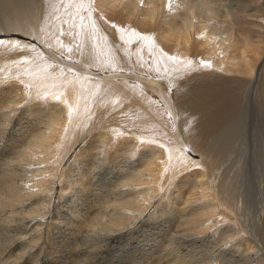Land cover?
Masks as SVG:
<instances>
[{
    "label": "bare ground",
    "instance_id": "obj_1",
    "mask_svg": "<svg viewBox=\"0 0 264 264\" xmlns=\"http://www.w3.org/2000/svg\"><path fill=\"white\" fill-rule=\"evenodd\" d=\"M0 1V12H3L0 16V264H125L126 245L132 250L142 251L145 263L139 264H212L211 260H195L196 255H188L187 263L180 255H173L181 251V245L195 247L200 243L202 251L207 249L206 243L212 244L208 255L215 257L218 264H236V259L234 263L226 259L228 247L223 248L219 243L221 236V239L228 240V244L235 243L239 238L240 242L236 243L239 248L246 246L248 251L251 248L261 250L260 243L264 244L263 167L258 172L261 175L255 176L252 189L249 188L247 195L252 199L246 210H242L243 198L235 193L240 176L237 162L229 169L231 162L226 161L229 163L226 164L229 165L228 170L223 167L227 173L214 163L220 146L225 143L222 137L231 123L226 119L227 114H220L221 110L235 108V115L238 112L236 97H226L227 94L225 97L222 94L218 97H197L196 94L188 97L191 94L188 83L192 78L184 80L189 89L185 97H175V92L171 97L165 91L175 89L173 81L168 88L162 82H148L143 90L121 87L117 93L125 91V95L116 98L120 102L131 98L139 100L144 110L143 125L130 133L116 135L96 128L89 129L91 113H88L99 98L95 95L106 86V82L102 84L103 75L107 79L109 77L105 72L109 65L105 62L110 63L113 58L106 46V32L98 30L96 36L89 38L91 45L96 41L100 52H95V59L93 56L90 58L92 64H73L67 57L72 53H60V48L64 50L63 45L55 49L53 33L59 32L60 23H63L62 41L77 38L74 51L81 50L88 57L92 54L80 33L88 16L87 11H83L81 0ZM207 1L212 0H87L98 20L105 22L102 18L106 17L111 22L116 35L132 38L133 33L142 32L143 45L147 49L148 43L159 53L160 59L175 69L179 68L172 74L176 80L181 77L185 66L187 70L190 67L192 70L204 60L211 62L218 71L222 68L224 80L233 81L235 74L228 72L232 74L233 68L237 67L242 69L238 65L244 55L238 56L239 51H236L232 37L244 34L245 26H248L250 33L256 27L258 30L264 28V0H253V4L244 9V17L240 10L242 8L238 7L239 12L234 9V0H222L220 8L232 10V17L237 20V23L234 20L225 27L224 33L229 37V43L226 45L227 40L222 42V50L209 45L211 38H208L210 34L207 32L212 26L206 23L214 16L217 18L218 14L214 8H206ZM207 3V6L211 4ZM36 4L46 5L47 9L38 11L34 7ZM58 8L63 17L58 19L56 16L55 19ZM197 18L200 21L204 19L206 23L194 21ZM71 22L72 32L69 29ZM107 28L112 31L109 26ZM251 46L250 42L246 43L249 50ZM132 47L138 49V44ZM202 51L208 57L198 60V53L202 54ZM102 54L107 55L105 60ZM45 57L55 59L54 63L43 60ZM246 59V56L243 57L245 63L242 66L247 76L244 75V79L240 77L241 83H238L241 86L237 87L238 90L246 87L250 93L247 98L256 132L253 140L258 145H264V57L255 65L251 59L252 63L249 58L248 61ZM78 68L84 71L81 75L85 80L82 77L71 78V72ZM26 74L33 76L27 78ZM197 74L213 79L205 72ZM217 75L220 77L219 73ZM90 76L97 79L93 80ZM111 82L118 85L115 81ZM93 94L94 97H90ZM152 100H164L179 118L187 117V130L163 126L161 116L151 108ZM23 102L27 103L22 106ZM244 106L243 100L241 112ZM109 116L111 113L103 111L99 121L105 122ZM25 120L28 121L26 124H32L31 127H25ZM74 125L86 128L89 137L92 135L90 141L99 142L100 146L98 151L90 148L81 150L86 155L81 156L79 152L75 160L82 167L78 170L75 167V172L66 175L63 169L65 160L56 156L63 145L66 129ZM114 143L120 146L117 152ZM247 156L242 160L243 172L246 170ZM260 157H263L261 164L264 166V149ZM98 159L102 162L98 163ZM91 161L99 165L94 172H91ZM106 165L107 168L104 167ZM108 174L111 176L105 178ZM91 176L97 177V188H89L93 197L80 200L69 191L71 188L67 184L71 182L70 178L76 183L72 189L80 192V189L83 190L81 185L89 183ZM101 183L112 185V189L102 190ZM194 185L201 186L202 194L184 200L188 196L187 188ZM166 188L171 195L177 194L172 199L171 216L168 218L171 223L160 219L153 224L155 218L148 215V219L147 214L160 206L157 197ZM41 195L46 196L47 200H41ZM233 196L236 199L230 200ZM254 203L258 210L255 221L249 216V205ZM48 222L54 240L49 235V250L46 252L41 232ZM177 223L185 224L183 227L189 238L186 234L173 235L179 226ZM213 228L217 232H209ZM140 229L143 233L136 240L130 239ZM255 254L259 255L256 251Z\"/></svg>",
    "mask_w": 264,
    "mask_h": 264
},
{
    "label": "rangeland",
    "instance_id": "obj_2",
    "mask_svg": "<svg viewBox=\"0 0 264 264\" xmlns=\"http://www.w3.org/2000/svg\"><path fill=\"white\" fill-rule=\"evenodd\" d=\"M66 1L70 2V0H66ZM168 1L170 2L171 0H168ZM212 1H207V2L211 3L208 6H207L208 3L206 2V4H205L206 8H208V7L214 8L215 12H217V14H218V17L216 18V16H214L215 20H214V18L208 19V21H209L208 23H206L205 21L203 22L204 19L202 21H200L201 19H199V18H197L194 21L199 22V23L202 22L201 24L206 23V24L212 26L209 28L210 32H207L210 34V36L208 38H211V41H212V42L210 41L209 45L215 46L217 49L220 48L222 50L224 48V45H223L224 43H222V42L227 40L226 45L229 43V41H228L229 37H227L226 34L224 33V29H226L227 26H229V24L233 23L234 20H235V23H237L236 22L237 20L232 17L233 16L232 10L230 11L229 8H224V9L220 8L221 3H223L222 0L221 1L220 0H212ZM251 1H252V3H251ZM255 1L257 2V0H255ZM62 3H63V1H62ZM0 4H2L1 1H0ZM252 4H253V0H234V6H235L234 9H236L237 12H239V8H242L240 10L242 11V17H244L246 15V10L244 11V9H247ZM81 5L83 7V11H85V10L87 11L88 16L85 20V23L83 24V27H82V30L80 33L84 36V41L87 44V48L91 49L92 54L88 57L81 50L79 52L74 51L77 38H72V41H69V40L62 41L61 35H62L63 23H60L61 24V30L59 32H54L53 36L55 37V42H56L55 49H57V48H59V46L61 47L63 45L64 50H62L60 48L59 49L60 53L62 52L61 53L62 55L64 53H72V54H68L67 57L70 58V60L72 61L73 64H78L79 62H85V63L92 64L93 60L90 61V58L93 56L95 59V52L96 51L99 52V50L96 46V44H97L96 41L94 42L93 45H91L89 42V38L92 35L96 36L98 30H102V31H104V33L106 32L105 33L106 46H107L109 52H112L113 58H112V61L110 63L105 62V64L109 65L108 69L105 70V72L108 73L109 77L107 79V77L105 75H103L102 84L104 82H106V86H104V89H102L97 95L93 94L90 96V97H94V95H95V97H99V98H98V100L94 101V103H93L94 108L90 109V112L88 113V115L91 113V115L88 119L89 129L96 128V129L104 131L110 135H116L118 133H130L136 127L143 125V123H144V116H143L144 110L141 107V102L135 98H131L129 101H126V102H120V100L118 98H116V97H119L121 94L123 96L125 95V91H121V92L117 93V89L121 88V87H127V88L138 87L140 90H143V88L146 87L148 82H151L152 84H155L157 82H162L164 84V86L166 88H168L172 85V81H173V83H175V89L165 90L167 93H169V95L171 97H173L174 92H175V97H185L186 90H187V93L189 91L188 88L191 89L190 90L191 94H189L188 97H192L193 95L195 96V94L197 97L198 96L199 97H202V96L203 97H209V96L210 97L211 96L218 97V95H221V94H222V97H223V95L225 97L226 94H227L226 97H236V101H237V105H238V112L235 115L233 114L234 110L236 111L235 108H233V109L229 108L230 110L228 109L226 111L221 110L220 114H224V115L227 114L225 116L228 118H226L224 115L223 116L221 115V116L226 118V119H229L230 121H228V122H231L233 124L230 123L228 131L225 130L226 135L224 134L222 137V142H225V143H223V146H220V148H219L220 151L218 150V154L216 156V161H214V163L216 164L215 165L216 167H218L217 165H220V167L224 166L228 170L227 167L229 165H230V167H229V169H230V168H232L231 166H233L235 164L234 162H237V168L239 170L240 176L237 180L238 185L236 187L235 193H236V196L241 194V197L243 198V201H244V206H241V208H242V210H246V206L248 205V202L252 199L251 196H248L247 194L252 189V186L255 183V179H256L255 176L258 174L259 169H261L263 167L262 169L264 170V166H263V164H261V163H263V157L262 158L260 157V156H262L263 149H264V148H261V146L264 147V145H260V143L258 145L255 142V140H253L256 132H254V129L252 126V119H251L252 113H251V110L249 107V100L247 98V97H250V93H248V90L246 89V87L241 88L240 90H238V87L241 86V85H239L241 83V81H240L241 78L244 79V78H246L245 76H247V75H245L246 69L243 70V66L245 63V61L243 60V57L246 56L247 59L249 58L248 59L249 61L251 59V61L253 63L251 61L250 62L253 65H255L256 63L259 64L264 57V28L262 27L261 30H258L259 28L256 27V28H254V31L253 32L251 31V33H250L248 30V26H245L244 31L247 32V34L244 32V34H241V36L239 35V37H242L240 39H242L243 41L239 40L238 36L232 37V41L233 42L235 41L234 44L236 46V51H239L238 56L244 55L243 57H241V60L243 63L241 62V64L239 63V65H238V66H241L242 69L239 70L240 68L238 69V67H237V68H233L232 74H231V72H228L230 75L235 74L234 75L235 80H233V81L232 80H230V81L224 80V77L222 76L224 73L223 72L224 70H222V68H221L222 71L221 70L218 71L217 68L212 66L211 62H209V61L205 62L204 60H203V63L200 65L201 67L198 66L197 68L192 69V70H191V67H190V69L187 70V66H185L181 71V77L178 80H176L172 74L177 72L179 70V68L175 69L174 67L169 66V64L164 59H160L159 53L157 51L153 50L150 47V45L146 42L148 45V49H147V47L145 45H143V35L141 34L142 32L140 33V31L137 29L139 31L138 34L133 33L132 38H129L126 36L124 37L121 34L116 35L113 27L111 26V22L109 20H107L106 17L102 18L105 22L98 20L97 15L95 14L94 10L91 8V6L87 2V0H81ZM140 6L141 7L143 6V2L140 3ZM34 7L38 11L40 9L41 12H44L47 9V8H45L46 5L44 7L43 4H40V6L36 4V6H34ZM43 8H44V10H43ZM78 8L76 10H78ZM59 13H60V9L58 8V15L55 14V19H56V16H58V19L63 17V14L60 15ZM2 14H3V12L1 10L0 16H2ZM200 18H204V17H200ZM221 19H223V21ZM227 19L228 20L232 19V20L228 21ZM75 25H76V23H75ZM107 26H109L112 31H110L107 28ZM66 28H67V26H66ZM69 29H70V32H72L73 22L70 23ZM66 34H68V32H66ZM56 40L58 41V43ZM249 42H250V44H252V46H251L252 49H250V50H249V48L246 47V43L248 44ZM134 44H138V49H133L132 45H134ZM231 44H232V42H231ZM209 45L207 44L206 47H208ZM206 47L204 50H206ZM240 48L243 50H241ZM201 50L202 49L200 48V51ZM191 53L194 54V52H191ZM220 53H221V51L219 50L218 54L220 55ZM192 54L190 55L191 58L194 57V55H192ZM102 56L105 60L107 55L102 54ZM197 57H198V60H201L200 58L206 59V57H208V56L205 54V52L202 51V54H201V52L198 53ZM43 60H46L50 63H54V61H55V59H50V58H46V57L43 58ZM64 62L68 63L66 60H64ZM242 64H243V66H242ZM70 66H72V65H70ZM193 66H194V64H193ZM235 69H237V71H234ZM83 72H84L83 70L78 68V69L71 72V78L76 79L78 77H82L85 80V77L83 75H81ZM204 72L208 73V75L210 77H212L213 79L212 80L207 79V78H205L206 76H204V75L196 76L197 73L202 74ZM239 72H241L243 74V76L241 73H240V75H238ZM218 73H219L220 77H218V75H217ZM197 75H199V74H197ZM32 76H33L32 74H26L25 75V77H27V78H31ZM203 77L205 79H202ZM90 78H92L93 80L97 79L96 77H92V76H90ZM186 78H188V80L192 78V81L188 83V85H189L188 88H187V84L184 82V80H186ZM197 78H198V80H196ZM216 78H217V80H216ZM203 80H205V81H203ZM111 81L117 82L118 85L114 84ZM238 82H240V83H238ZM208 83H209V85H208ZM205 86L207 87V90L205 89L206 88ZM231 87H234V88L232 89ZM235 87H237V89ZM194 88H196V89H194ZM234 89H236V90H234ZM231 91H234V92H231ZM78 92L80 93V89H78ZM205 93H206V95H204ZM110 97H115V98H110ZM219 97H221V96H219ZM243 100H244L245 106L241 112L240 107L243 106ZM26 103L27 102H23L21 105L24 106ZM151 108L161 116L163 126L171 128V129H183V131L187 130V126H188L187 117H184L183 119L179 118L177 116L176 112L172 111L169 108L168 104L164 100H152ZM103 111H107L108 113H111V116H109L105 122H100L99 117ZM34 114H37V113H34ZM232 115H234L235 117H232ZM239 116L241 118H239ZM230 118H232V119H230ZM226 119H224V120L226 121ZM24 122H25L26 128L31 127L32 124H30V123L26 124V122H28L27 120H25ZM3 125H4V123L2 122V126ZM196 129H197V127H196ZM85 131H86V128L84 129V127L75 126V125L70 127V128L68 127L66 129L63 145L60 148L59 154L56 156L59 159L65 160L63 169H65L66 175L69 172L70 173H73V171L75 172L76 171L75 167H77V170H78V168L82 167L81 165L76 164L77 160H75V158L79 152L81 153V156L86 155L85 151L81 152V150L90 148L91 150L95 149L98 151V149H99V146H100L99 142L90 141L92 139L91 138L92 135L90 134V137H89V134L86 133ZM259 131H260V128H259ZM68 133L71 135H69ZM77 133H78V135H77ZM85 133H86V135H85ZM218 140H221V139H218ZM218 140H217V142H218ZM212 141L213 140H211V143H212ZM111 142H116V140H112ZM114 144L116 145L115 152H117L119 150L120 146L117 143H114ZM252 147H253V149H252ZM246 154H248L247 162H246V170H244V172H243L242 160L245 159ZM81 156L79 158H81ZM237 158H239V159H237ZM259 160H261V161L259 162ZM92 161L90 163V168H92L91 172H94V169L99 166L98 163H101L102 161H100V159H98L97 164H92ZM226 161H228L229 163L231 162V163L229 164ZM254 161L256 163H254ZM226 164H229V165L227 166ZM104 167L107 168V165ZM254 167H255V169H254ZM225 168H224V172H226ZM165 171L168 172L167 170H165ZM258 175H261V174H258ZM110 176L111 175L108 174V176H106L105 178H108ZM261 176H262V178L264 177L263 175H261ZM96 178H97L96 176H93L91 178V180L89 181V183H87V184H83L82 182H78L80 185L83 184V185H81L83 190L81 191V189H80V192H77L75 189H72V187H75V184H76V183H74L75 181H72V178H70L71 182H68L67 187L71 188V190H69V191L74 196H77L80 200H82L81 198L87 199L89 197H93V193L89 188L90 187L93 189L97 188L96 187L97 182L95 180ZM249 188H250V190H249ZM101 189L102 190H110V189H112V185L101 183ZM200 189H201L200 185H194L192 187H188L187 188L188 196H185L184 200L185 199L188 200L190 197H193V196H200V194H202V191ZM193 191H195L196 193L195 192H194L195 194L192 193ZM175 194L176 193L171 195L170 191L167 190V188L160 191L159 196L157 197V200L160 202V206L155 207L154 212L152 209L151 211L148 212L149 214H147L148 219H150V217L148 215H151V216H153V218H155V219H153V221H154L153 224L156 222H159L161 220H163L164 222H167V223H171L168 220V218L171 216L170 211L172 210L171 209L172 199H174L177 195V194L176 195ZM189 194H191V196ZM40 198H41V200H45V201L47 200V197L44 195H41ZM169 198H171V199H169ZM235 199H236V197L233 196L230 200H235ZM231 202L233 203V201H231ZM234 203H235V201H234ZM46 213H44L42 217H44ZM249 213H250L249 216L251 218H253L252 219L253 221H255L257 219V213H258L256 203L249 205ZM48 216L49 215H47V217ZM178 225H179V223H177V226ZM183 225L185 226V224L180 223V225L178 227H176L177 229L175 228L173 235H176L178 237V235H180V234L182 236H184V234H186L187 237L189 238V235L187 234V232H185L186 228L183 227ZM161 228H163V227H161ZM42 230H44L43 232H41V235L43 236L42 242L45 243L44 247L47 248L46 252H48V250H49V246H48L49 235H52L53 240H54V233L49 230V222L46 224L45 227L42 228ZM215 230L216 229L213 228L212 230H209V232H211V231L217 232ZM177 232H178V234H177ZM196 232L194 234H196ZM142 233H143V230L140 229L139 232L137 234H135V236L132 235L130 237V239L134 238V240H136L138 235L142 234ZM197 234H198V232H197ZM101 235L106 236L107 234H101ZM222 237L223 236L219 237L218 241H219V243L221 242L220 244L223 246V248L228 247L227 248L228 255L226 256V259L231 261L230 263H232L233 260L236 259L237 260L236 264H264V244L263 243H260L261 244L260 245L261 250H259V248H257V249L251 248L250 251H248V247H246V246H243L241 248H239L237 246L236 243L240 242L239 238L235 241V243L229 242V244H228V242H227L228 240L225 241V240L221 239ZM179 241H181V240H179ZM262 242H264L263 239H262ZM78 243H79V240H78ZM128 243H132V241H129ZM206 244H208V246H207V249L204 251H202L200 248L201 243L197 244L198 246L196 245L195 247L194 246L181 245L182 246V248L180 249L181 251L178 253L174 252L173 255H176V254L180 255L182 258H184V261L186 263H187V256L188 255H191V256L196 255L194 258L195 260H198V259L208 260V261L211 260L210 263L218 264V261L215 260L216 259L215 257L208 255L209 251L211 249L210 246L212 244H209V243H206ZM135 246H137V244ZM126 248H127V252L125 253V255H127V256H125V264H136V263L139 264L141 262H144L145 257L143 255L142 251L132 250L127 245H126ZM232 248H234V251H231ZM128 249H130V250H128ZM188 251H190V252L188 253ZM255 251H256V253L259 254L258 256H256ZM249 252H251V255ZM44 264H51V263L44 262ZM52 264H55V263H52Z\"/></svg>",
    "mask_w": 264,
    "mask_h": 264
}]
</instances>
